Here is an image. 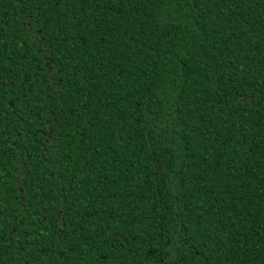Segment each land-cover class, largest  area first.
Instances as JSON below:
<instances>
[{
    "label": "trees",
    "instance_id": "16d2710c",
    "mask_svg": "<svg viewBox=\"0 0 264 264\" xmlns=\"http://www.w3.org/2000/svg\"><path fill=\"white\" fill-rule=\"evenodd\" d=\"M0 264H264V0H0Z\"/></svg>",
    "mask_w": 264,
    "mask_h": 264
}]
</instances>
